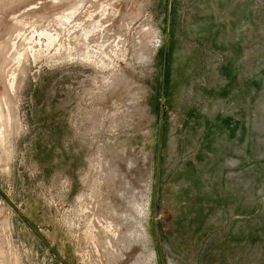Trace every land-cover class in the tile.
<instances>
[{"label":"rangeland","instance_id":"1","mask_svg":"<svg viewBox=\"0 0 264 264\" xmlns=\"http://www.w3.org/2000/svg\"><path fill=\"white\" fill-rule=\"evenodd\" d=\"M0 264H264V0H0Z\"/></svg>","mask_w":264,"mask_h":264},{"label":"bare ground","instance_id":"2","mask_svg":"<svg viewBox=\"0 0 264 264\" xmlns=\"http://www.w3.org/2000/svg\"><path fill=\"white\" fill-rule=\"evenodd\" d=\"M1 74V73H0Z\"/></svg>","mask_w":264,"mask_h":264}]
</instances>
